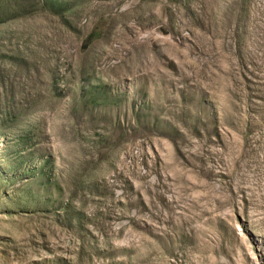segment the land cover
I'll return each instance as SVG.
<instances>
[{
	"label": "rangeland",
	"instance_id": "obj_1",
	"mask_svg": "<svg viewBox=\"0 0 264 264\" xmlns=\"http://www.w3.org/2000/svg\"><path fill=\"white\" fill-rule=\"evenodd\" d=\"M0 264H264V0H0Z\"/></svg>",
	"mask_w": 264,
	"mask_h": 264
}]
</instances>
